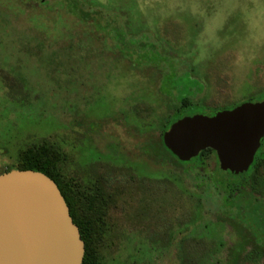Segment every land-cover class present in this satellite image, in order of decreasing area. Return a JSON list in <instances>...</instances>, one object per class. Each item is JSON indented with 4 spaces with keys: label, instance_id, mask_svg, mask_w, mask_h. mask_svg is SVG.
Returning a JSON list of instances; mask_svg holds the SVG:
<instances>
[{
    "label": "rangeland",
    "instance_id": "rangeland-1",
    "mask_svg": "<svg viewBox=\"0 0 264 264\" xmlns=\"http://www.w3.org/2000/svg\"><path fill=\"white\" fill-rule=\"evenodd\" d=\"M70 2L85 18L64 0H0V173L47 141L63 176L104 203L103 264H222L234 230L151 143L165 96L194 100L198 80L219 109L263 96L264 0ZM241 263L264 257L248 247Z\"/></svg>",
    "mask_w": 264,
    "mask_h": 264
},
{
    "label": "water",
    "instance_id": "water-1",
    "mask_svg": "<svg viewBox=\"0 0 264 264\" xmlns=\"http://www.w3.org/2000/svg\"><path fill=\"white\" fill-rule=\"evenodd\" d=\"M264 137V98L215 109L171 124L165 146L180 160L216 151L220 167L247 170ZM85 242L57 183L13 168L0 173V264H82Z\"/></svg>",
    "mask_w": 264,
    "mask_h": 264
},
{
    "label": "trees",
    "instance_id": "trees-1",
    "mask_svg": "<svg viewBox=\"0 0 264 264\" xmlns=\"http://www.w3.org/2000/svg\"><path fill=\"white\" fill-rule=\"evenodd\" d=\"M64 1L67 3L68 8L72 9L71 12L79 15L81 19L85 18L84 10L79 11L70 0ZM41 2L46 4L48 0H41ZM114 39L116 42L118 41V44L125 45L124 47L128 45V42L120 37V34L114 35ZM144 45L146 44H141L142 47ZM151 63L153 64V62ZM163 73L164 71L161 72V75ZM161 89L162 94H166L164 88ZM263 98L264 94L262 97L257 98L250 96L249 101L254 102ZM246 102L238 103L234 106ZM169 116L162 122L158 141L151 144L159 152V148H161L160 153L163 154L164 158L167 159L168 154L171 155L175 161L174 163L178 164L181 171L186 175H191L193 180L202 187L200 193L202 201L206 205H209V203L216 204V214L221 215L222 220L234 230L235 239L226 247L222 264H242V255L248 247L254 255H262L264 257V171L260 170V167L264 170V151H260L259 156H257V150L250 167L239 173L224 171L220 167L216 151L212 148L201 150L197 156L189 160H180L164 144V132L172 123L177 121L172 116ZM19 151L17 166L9 170L13 168L32 169L50 176L57 183L65 197L70 214L74 222L79 226L81 237L85 242V255L82 264H103L99 251V240L104 235L101 229L103 230L102 225L105 223L104 213L102 212L104 203L102 200L98 201L95 194L85 193L75 183L63 176L59 164L61 154L47 141L33 142L32 145L26 146ZM260 156H263V158ZM211 158L215 159L216 165L212 170H207L205 168ZM217 170L225 174V180L221 183L215 180ZM238 177H241L240 180ZM232 178L238 181L231 182L230 179ZM240 217H250L249 220L253 225L250 222H241ZM254 225L259 228L260 232L253 230Z\"/></svg>",
    "mask_w": 264,
    "mask_h": 264
},
{
    "label": "flooded vegetation",
    "instance_id": "flooded-vegetation-1",
    "mask_svg": "<svg viewBox=\"0 0 264 264\" xmlns=\"http://www.w3.org/2000/svg\"><path fill=\"white\" fill-rule=\"evenodd\" d=\"M201 80V79H200ZM198 83H199V85H200V89H199V91H196L195 92V98H194V100H189V99H187V98H184V97H179L178 99H175V98H170V97H167V96H165V99H166V102L164 103V105L166 106V117L168 116V115H170V116H172L173 118H175V120H179V119H181L182 117H183V113H185L184 112V110H185V108H190V107H195V106H202V109L200 110V109H198V110H200V111H198L196 108L195 109H192V110H189L188 112H186L185 113V115H187V116H194V115H196V114H201V113H204V112H208V111H211V110H215V109H219V108H217V107H211V106H208V105H206L205 103H203L202 101H201V99H200V95L202 94V93H204V91H205V89H206V83L203 81V80H201V81H199L198 80ZM198 106V107H199ZM203 107H207L206 109L205 108H203ZM234 107H236V106H233L232 108H234ZM169 116V117H170ZM171 126V125H170ZM169 129V128H168ZM159 150H160V152H161V148H159ZM260 151H264V137L262 138V140H261V145H260V147H259V149H258V151H257V156H259V152ZM162 154V153H161ZM168 156L170 157V159L172 158V156L171 155H169L168 154ZM261 158H263V156H260ZM173 162H175L174 160H173V158L171 159ZM262 165V164H261ZM260 165V166H261ZM261 169V171L263 172L264 170H263V168L262 167H260ZM225 171V170H224ZM264 173V172H263Z\"/></svg>",
    "mask_w": 264,
    "mask_h": 264
}]
</instances>
